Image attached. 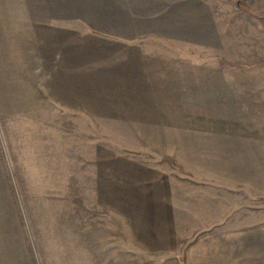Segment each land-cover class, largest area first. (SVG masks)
I'll return each instance as SVG.
<instances>
[{
    "label": "rangeland",
    "instance_id": "obj_1",
    "mask_svg": "<svg viewBox=\"0 0 264 264\" xmlns=\"http://www.w3.org/2000/svg\"><path fill=\"white\" fill-rule=\"evenodd\" d=\"M158 160L179 210L132 235ZM0 264H264V0H0Z\"/></svg>",
    "mask_w": 264,
    "mask_h": 264
},
{
    "label": "crops",
    "instance_id": "obj_2",
    "mask_svg": "<svg viewBox=\"0 0 264 264\" xmlns=\"http://www.w3.org/2000/svg\"><path fill=\"white\" fill-rule=\"evenodd\" d=\"M123 63L126 66L125 70L127 72H129V75H130L128 78V83L129 84L130 83L135 84V86L130 88V89L138 91L136 87L138 85H141V81H143V79L140 78V76L138 75L139 70H133L132 68L127 66V64L125 62H123ZM115 66L116 65H110L108 67V69L111 70V69L115 68ZM136 75H138L139 77H136ZM99 76H105V80H110L111 82L116 81V83L120 82L124 86L127 85L126 84L127 82L124 80V78H121V77L114 78L113 74H111L109 72L101 73ZM143 84H144V81H143ZM121 87H123V86H120L117 88H121ZM123 88H125V87H123ZM122 98L124 100H126L128 97H122ZM143 98L148 99L146 96H143ZM144 105L150 106L152 104L150 102L149 104L145 103V104H142L140 106H144ZM132 117H141V118L137 119V121H149V122L163 121V120L157 119V117H158L157 113H154V114L148 113L146 115L134 114V115H131L130 118H132ZM142 117H149V118H142ZM215 140L218 142L219 138H216ZM225 152L226 151H224V153ZM224 153H223V155H224ZM151 163L152 164L149 163L151 167H148L149 169L147 171L150 173L151 171H156L155 169H157V172H159L157 179H154L155 184H151V182L149 180H146L148 178H143L144 180H140V179H142L141 175H140V176H138V178H140V179H138L137 181H134V178L131 176V177H128L127 179H125L126 180L125 182H121L120 184H117L116 187H114V195H113V198L111 200L113 202H115V204L117 206V212H119V211L124 212L125 216L131 220V234L132 235H139V232H142L143 235L153 234L155 230L151 231L152 229L151 230L149 229L150 224L153 223V221L151 219H154V222L157 219H171L174 217V213L179 210L175 206V203H177V200H176L177 194H176V192H174V190L172 188L171 181L167 178V175L164 173V170L162 169V166L166 165V163H164L163 160H160L159 162H151ZM140 170H141V168H140ZM132 171H133V169L130 172H132ZM145 176H147V175H145ZM116 177H120V176L116 175ZM198 178H201V177L198 176ZM204 179H201L200 181H192L191 180V183L193 185L208 189L207 193H210L212 191L217 192L218 190H220V187H223L222 190H220V191H224V190L225 191H232L229 189V186L224 185V183H227V184L230 183L231 184V182H229L227 180L225 182L222 179H221L222 181H220L218 178V175L216 173H213L212 175L204 176ZM209 179L211 180L210 182L206 181ZM127 180H130V181H127ZM187 181L182 180L181 181L182 185L184 183H186ZM215 181H217V182H215ZM219 182H222V183L224 182V183L220 185ZM177 187H179V186H177ZM226 188H228L229 190ZM106 194H107V187H103L102 185L99 184V187L96 190V195L99 197L100 200H102V197ZM206 200H208V199H206ZM211 202H212V200H211ZM215 202H218V201L215 200ZM119 204H124V205H123V207H120ZM202 209H203V207H201L200 209H196V210H198L200 212V211H202ZM184 210H185V208L181 209L180 211H184ZM141 219H143V221H141ZM163 231H160L161 235H165V236L168 235L169 236V234L171 233L169 231H164V232ZM157 234H159V233H157ZM167 242H170V238L167 239ZM131 245L132 246L136 245L137 247L140 245L141 248H143L142 249L143 252L147 251V250H149V252H151L150 248L144 247V245L140 242H135L132 240ZM165 247L167 249L170 246L167 245ZM165 247H163V249H165ZM167 252H168V254H170L171 252L174 253V251H170V249H168Z\"/></svg>",
    "mask_w": 264,
    "mask_h": 264
}]
</instances>
